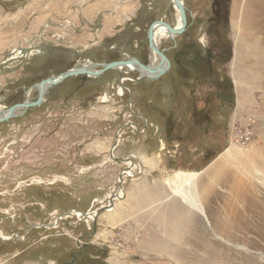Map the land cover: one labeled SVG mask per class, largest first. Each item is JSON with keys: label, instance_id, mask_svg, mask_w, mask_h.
I'll use <instances>...</instances> for the list:
<instances>
[{"label": "rangeland", "instance_id": "374dc122", "mask_svg": "<svg viewBox=\"0 0 264 264\" xmlns=\"http://www.w3.org/2000/svg\"><path fill=\"white\" fill-rule=\"evenodd\" d=\"M183 1L187 28L162 42L158 80L133 71L121 97L123 71L75 76L0 123V264H264V0H229L212 23L215 0ZM157 21L175 25L170 0H0V112L74 68L149 65ZM179 170L201 173L211 226L167 184ZM121 188L142 200L107 212Z\"/></svg>", "mask_w": 264, "mask_h": 264}, {"label": "bare ground", "instance_id": "6f19581e", "mask_svg": "<svg viewBox=\"0 0 264 264\" xmlns=\"http://www.w3.org/2000/svg\"><path fill=\"white\" fill-rule=\"evenodd\" d=\"M182 2L184 3L183 0H182ZM171 5L173 6V9L176 10V12H177V21H176L175 25H173V28L180 29L182 27V18L180 16L179 9L177 8V6L173 2V0H171ZM158 22H160V21H158ZM175 37L176 36L171 35V33L168 31V29L165 26L161 25L160 23L155 24L154 42H155V45L159 48V50H160L161 44L164 40L174 39ZM149 52H150V64L145 66L146 68H143L141 66L137 67V65H135V64H129L126 66H120L119 68L115 69V70L124 72V76L120 79L119 84L117 86V89H118L117 92H118L119 96L123 97L125 95V89H124L125 82L134 81V80L136 81L137 78L133 80V78L131 76V73L133 71H137V70L139 71L141 69V70H143L142 71L143 74L153 78L159 73L160 69H167V71L169 70L170 65H171V64H169V62L165 61L161 56H158L151 49ZM142 66H144V65H142ZM95 67L96 68H91V69L90 68L87 69L86 67L77 68V70L85 69L88 71L87 75L92 76L91 75L92 73H98L101 69V67H99V66H95ZM239 77H241V76H239ZM56 78L58 79V77H56ZM136 82H138V81H136ZM235 84L237 85V80H236ZM50 86L51 85H49L48 82H45V85L41 83L40 85H37L35 88H33V90L37 91L38 96H39L40 92H42L43 90H44V92H46L50 88ZM101 100L103 103L109 102V100H110L109 95H104V97H102ZM25 102L30 103L31 99L27 98V100ZM8 113H9V110H7V111L3 110L2 112H0V117L5 118ZM22 113H23V109H21V108H17L15 110L16 116H18ZM117 142L119 143L120 140L118 139ZM162 143H164V142H162ZM234 149L235 148L231 147V148L226 150L225 155L227 156V159L230 160V159L235 158L236 156L238 157L237 151ZM161 151H163V148L161 149ZM161 155H162V153H160V155H158L159 159L162 157ZM112 158H114V159L116 158L115 154L112 156ZM137 160H139L138 155H135V154H132L128 158L124 159L125 165L128 166L126 168L127 171H125L124 174H126L128 176H132L134 174V170L137 167V165L134 163V161H137ZM147 160H148L147 161L148 164L152 165V166L156 165V163L158 162L157 159L149 158ZM200 175H201V173L196 172V171L188 172V171H184V170H179V171L175 172L173 175H171L170 177H168V178L166 177L167 178L166 182H167V184L170 183V185L174 184L176 186L175 187V195H177L178 197H180L182 199L183 203L189 208V210L192 214H195L196 218H198V219L202 218L209 226H211V223L209 222L210 220L207 216L206 203H205V197H204L206 190L202 189V190H204L202 192L200 187H199V183H198ZM127 199H129V194L127 195V193L121 188L117 194L112 196L111 205H110V208L107 210V212H113L116 209V206H117L116 202H118V201L125 202ZM105 208H108V207H105ZM74 214L78 217H84L83 214H81L79 212H75ZM86 215H88L87 216L88 223L95 222L96 217L98 216V210H96L92 213H87ZM0 238L4 239V240L9 239V237L4 235V233L1 230H0ZM217 238L221 239V237L218 235H217Z\"/></svg>", "mask_w": 264, "mask_h": 264}, {"label": "water", "instance_id": "95a60500", "mask_svg": "<svg viewBox=\"0 0 264 264\" xmlns=\"http://www.w3.org/2000/svg\"><path fill=\"white\" fill-rule=\"evenodd\" d=\"M173 2L175 3L177 8L179 9L180 16L182 18V27L180 29H176V28H173V26L167 22H164V21L158 22L157 21L151 25V27L148 30V34H147L149 48L153 52H155L158 56H161L165 61L169 62V64H171L170 60L165 56L164 52L160 51L159 48L155 45L154 28H155L156 23H160L161 25L165 26L168 29V31L171 33V35L180 36L185 32V30L187 28V13H186L185 5L182 2V0H173ZM129 64H135V65H137V67L141 66L143 68H146L145 66H142L140 64V62L137 60V58H128V59L124 58V59L116 61V62L96 64L99 67H101V69L98 73H92L91 75L92 76H100V75H103L104 73H106L108 71L115 70V69L119 68L120 66H126ZM142 71L143 70H141V69L139 70L140 75L136 79V81H138V82L142 81L143 79H147L149 81H155V80H158L161 76H163L165 73L168 72L167 69H160L159 73L155 77L152 78L150 76L143 74ZM87 74H88V71L85 69L77 70L74 68L72 70H68L65 73H62L58 77V79L55 77H51V78L46 79L45 81L48 82L49 85L54 87V86L60 84L61 82L65 81L66 79L72 78L75 76L86 75V78H89V76H87ZM45 81H43L42 84L45 85ZM34 86H36V84ZM44 96H45V92L43 90L42 92L39 93V96L35 102H30V103L24 102L23 104H19L16 106L14 105L12 108H10L9 113L7 114V116L5 118L0 117V123L13 119L16 116L15 110L17 108L23 109V114H24L27 110L40 106L44 101Z\"/></svg>", "mask_w": 264, "mask_h": 264}, {"label": "built area", "instance_id": "2783aa9c", "mask_svg": "<svg viewBox=\"0 0 264 264\" xmlns=\"http://www.w3.org/2000/svg\"><path fill=\"white\" fill-rule=\"evenodd\" d=\"M255 110H253V113H251V114H249L248 115V118H247V122H246V127L247 128H245V131L247 130L248 131V133L250 134L251 133V129H249V128H252V126H254V128H252V129H255L256 127L258 128V126L260 125V123H259V121H258V118H257V116L255 115ZM233 124H234V122H233ZM243 124H239V128L238 127H234V125H233V132H234V135H235V137H234V140H235V143H238L239 142V139H242V138H244V137H246V132L245 131H243ZM237 133H239L240 135V137L237 135Z\"/></svg>", "mask_w": 264, "mask_h": 264}, {"label": "flooded vegetation", "instance_id": "af4514ba", "mask_svg": "<svg viewBox=\"0 0 264 264\" xmlns=\"http://www.w3.org/2000/svg\"><path fill=\"white\" fill-rule=\"evenodd\" d=\"M213 7L215 10L214 17L217 16L218 19L224 20L227 16V12H228L227 0H215ZM206 51H207V49H206ZM209 56H210V53H209ZM194 61H193L194 69L200 70L199 65L197 63H194ZM199 63L200 64H202V63L206 64V57L204 59L200 60Z\"/></svg>", "mask_w": 264, "mask_h": 264}, {"label": "crops", "instance_id": "0c3cea01", "mask_svg": "<svg viewBox=\"0 0 264 264\" xmlns=\"http://www.w3.org/2000/svg\"><path fill=\"white\" fill-rule=\"evenodd\" d=\"M163 186H164L165 191L168 193V190L170 191V188L168 187V189H167L166 184H164ZM138 193H139L138 190H137V192L135 190H134V192H131L132 198L131 199L129 198L127 203L130 204V203L133 202V200H135V201L140 200L141 201L142 200V196L141 195L139 196Z\"/></svg>", "mask_w": 264, "mask_h": 264}, {"label": "trees", "instance_id": "16d2710c", "mask_svg": "<svg viewBox=\"0 0 264 264\" xmlns=\"http://www.w3.org/2000/svg\"><path fill=\"white\" fill-rule=\"evenodd\" d=\"M228 1H229V0H227V5H228ZM214 15H215V13H214ZM217 20L223 21V20H221V19H218L217 16H215L214 18H211L210 23H212V22H217ZM224 20H226V18H225ZM214 27H215V26H214ZM211 58H212V56H211ZM226 80H227V79H226ZM205 120H206L207 122L210 121L209 119H205Z\"/></svg>", "mask_w": 264, "mask_h": 264}]
</instances>
